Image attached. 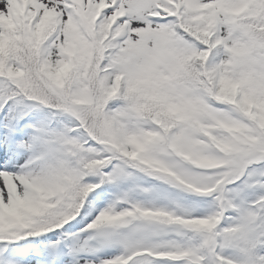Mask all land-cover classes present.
Here are the masks:
<instances>
[{"label": "snow or ice", "instance_id": "6c2138e0", "mask_svg": "<svg viewBox=\"0 0 264 264\" xmlns=\"http://www.w3.org/2000/svg\"><path fill=\"white\" fill-rule=\"evenodd\" d=\"M0 264H264V0H0Z\"/></svg>", "mask_w": 264, "mask_h": 264}]
</instances>
